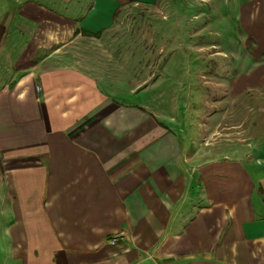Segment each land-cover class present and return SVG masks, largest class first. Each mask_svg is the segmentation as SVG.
I'll return each mask as SVG.
<instances>
[{"label": "crops", "instance_id": "crops-1", "mask_svg": "<svg viewBox=\"0 0 264 264\" xmlns=\"http://www.w3.org/2000/svg\"><path fill=\"white\" fill-rule=\"evenodd\" d=\"M156 1L0 0V264H264V0L192 40L229 74L202 119L182 41L117 34Z\"/></svg>", "mask_w": 264, "mask_h": 264}, {"label": "rangeland", "instance_id": "rangeland-1", "mask_svg": "<svg viewBox=\"0 0 264 264\" xmlns=\"http://www.w3.org/2000/svg\"><path fill=\"white\" fill-rule=\"evenodd\" d=\"M192 1L194 0H157L156 3L148 6L132 4L125 7L123 11L119 13L116 18V24L121 26L118 28L117 34H121L124 39H135L136 41H147L152 39L154 43L161 42L164 44L168 42V45L173 46L180 40L182 41V49L181 51L178 50V58L176 57L177 63H168V70H170L169 67H174V69L170 71H172V73L176 71L182 75V85L174 86V80H168L166 82V93L168 95V100L170 99L168 105L172 109L179 98L181 102L182 99L184 100V98H186L188 103L187 108L189 110V99L193 97L194 102L196 101L197 105H201L202 107H200L198 112V119H202L206 111L211 110V105L213 104L212 95L218 91V87L222 89V86L226 84V80L224 79H226L229 74L225 68V64L222 62L218 64L215 63L214 68L217 72L215 75L217 79L212 80L213 71L210 72L209 70L213 65L207 61L206 53L209 49H199L198 53H196L193 52L191 43L193 42L192 40H194L195 44L196 42H199V44H207L208 41L216 44L219 43L222 45V48H225L221 39L222 37L227 38L233 35L232 17L230 23H225V30H220L219 33H213L208 30L201 32V28L203 27L202 24H208L209 19L215 17V10H218L222 15L226 13L225 15L231 16L232 8L228 9V5H226L224 9V1L216 0L214 3L215 6H213L211 2H199L197 6L198 10H196V5H194ZM229 4L232 6L233 0H229ZM180 7L182 9L181 12H179ZM196 11L200 13L204 12L205 15L199 17L193 16V14H196ZM208 28H211V26ZM198 29L199 32L197 31ZM229 48L232 51L238 50L233 43L230 47H227V49ZM167 50V56L169 58L172 54L169 53L170 48ZM137 51H139V49ZM175 92H177V99L171 100ZM153 94H155V92L152 93V98L154 97ZM192 108L195 109L194 104Z\"/></svg>", "mask_w": 264, "mask_h": 264}, {"label": "trees", "instance_id": "trees-1", "mask_svg": "<svg viewBox=\"0 0 264 264\" xmlns=\"http://www.w3.org/2000/svg\"><path fill=\"white\" fill-rule=\"evenodd\" d=\"M84 33H87V34H89L88 32H86V31H84Z\"/></svg>", "mask_w": 264, "mask_h": 264}]
</instances>
